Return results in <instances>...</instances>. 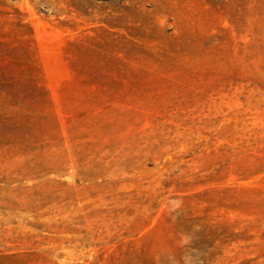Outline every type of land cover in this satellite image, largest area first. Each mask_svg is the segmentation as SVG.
Masks as SVG:
<instances>
[{
    "label": "rangeland",
    "instance_id": "1",
    "mask_svg": "<svg viewBox=\"0 0 264 264\" xmlns=\"http://www.w3.org/2000/svg\"><path fill=\"white\" fill-rule=\"evenodd\" d=\"M0 264H264V0H0Z\"/></svg>",
    "mask_w": 264,
    "mask_h": 264
}]
</instances>
